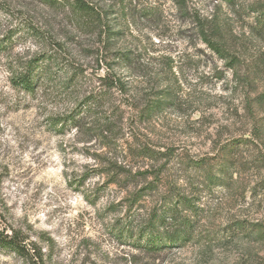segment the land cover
<instances>
[{
  "label": "rangeland",
  "instance_id": "obj_1",
  "mask_svg": "<svg viewBox=\"0 0 264 264\" xmlns=\"http://www.w3.org/2000/svg\"><path fill=\"white\" fill-rule=\"evenodd\" d=\"M88 1L102 28L38 0H0V230L34 243L45 264H264V160H253L264 158V0ZM45 51L60 56L35 91L13 87ZM106 73L121 93L79 128L52 123L103 92ZM163 89L172 99L142 118ZM226 143L232 165L209 187L192 161L214 166ZM171 187L195 197L191 239L135 246L131 233ZM0 264L26 263L0 250Z\"/></svg>",
  "mask_w": 264,
  "mask_h": 264
},
{
  "label": "trees",
  "instance_id": "obj_2",
  "mask_svg": "<svg viewBox=\"0 0 264 264\" xmlns=\"http://www.w3.org/2000/svg\"><path fill=\"white\" fill-rule=\"evenodd\" d=\"M43 5L49 8H60L64 11L69 12L78 24L82 26H92L94 24H100L102 19V13L97 10L88 0H38ZM100 24L99 27L102 28ZM34 32V31H33ZM204 42L207 46L218 56L226 57L224 50L215 42L209 40L207 37H203ZM60 56L58 51H55ZM54 51H45L42 54L28 61L27 65L23 70L12 78V85L17 89L24 90L27 93H33L38 87L41 78L48 74L50 65L56 62L54 57L56 56ZM56 58V57H55ZM118 60L121 64L126 65L128 60L125 54H121ZM72 81L73 79L70 78ZM75 80V79H74ZM103 92H95L94 95L88 97L84 103L83 108L80 109L75 115L68 116L64 119H53L52 123L60 124V127H76L79 128L80 115L84 114L91 107H94L101 99L112 93L113 91L122 92L123 83L121 78L106 73L99 77ZM164 95V96H163ZM172 99V95L167 89H163L162 93L158 95V98L154 100H148L146 106L141 110L142 118L150 117L152 112L161 106L164 102ZM87 104H86V103ZM85 111H84V110ZM112 121L106 122V128L103 133L111 131ZM257 136V135H254ZM259 137V136H258ZM140 153L145 157L157 160L168 158L171 153H161L160 151H153L147 146L139 147ZM222 150L225 152L224 156H221L220 160L214 164H210V161L214 158L197 159L192 161V165L196 168L203 170L205 181L207 186H217L222 184L221 175L228 173V168L232 165L231 157L229 156V150L231 147L228 143L222 146ZM168 151V150H167ZM166 151V152H167ZM167 160V159H165ZM257 163H261L264 158L254 157L253 159ZM113 179L109 183H115ZM152 186L146 187L151 188ZM198 212V207L195 202V197L187 195L182 192L178 187H171L168 189L166 197L160 209L153 212L151 217L148 218L146 224L140 227L135 236L131 233V237L134 239L135 246H139L150 252L158 251L161 248L180 247L191 239L192 228L194 226L195 216ZM0 250L3 253L14 254L20 257L26 264H45L43 255L38 247L32 243L26 242L15 230L7 232L6 229L0 230Z\"/></svg>",
  "mask_w": 264,
  "mask_h": 264
}]
</instances>
